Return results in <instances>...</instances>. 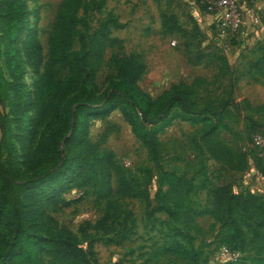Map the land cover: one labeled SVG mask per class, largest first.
<instances>
[{
	"label": "trees",
	"instance_id": "trees-1",
	"mask_svg": "<svg viewBox=\"0 0 264 264\" xmlns=\"http://www.w3.org/2000/svg\"><path fill=\"white\" fill-rule=\"evenodd\" d=\"M4 1V0H0ZM203 2L205 10L210 0ZM208 3V5H207ZM102 1L88 0L81 6L79 0H64L55 19L44 71L38 74L43 64L42 46L36 31L29 38L28 58L32 59L39 81L34 86L33 109L35 118L26 114L25 91L21 84L14 86L18 101L20 119L17 143L23 153L29 150L30 138H34L42 128V137L35 150L22 163L26 173H22L11 143L9 120L3 115L0 122V264H98L94 244L120 246L128 241L135 230V218L123 205V200L140 195L138 179L120 166L114 154L93 143L89 138L91 118H107L111 112L119 111L131 128L135 139L146 151L151 166L139 170L145 180L152 181L155 175L156 190L153 195L154 213H164L174 226L184 233L190 230L199 233L196 219L210 216L220 227L216 236L219 247H225L239 255L224 264H264V200L254 194L230 193L225 187L212 193L211 207L198 208L192 202L201 186L185 175L163 170L161 165L162 144L157 130L159 125L170 119L189 121L198 118L201 125L197 147L221 170L241 173L249 166L248 154L234 153L217 139L222 126V117L228 102L218 105L211 103L199 107L192 99L193 86L177 85L156 99L144 93L137 82L143 67L133 58L123 56L121 41L110 38L112 29L123 28L116 18L110 16L101 22L87 39L89 32L88 15L100 10ZM81 10V17L75 15ZM70 12L68 21L63 13ZM2 13V38L4 64L11 77H21V67L16 61V41L25 24V11L21 0H6L0 4ZM78 24L81 30L79 50L68 54ZM169 22H163V28ZM177 29L175 26L170 30ZM115 51L110 64L115 69V78L109 82V90L101 97L103 103L92 99V81L103 61L105 49ZM1 61V53H0ZM59 70H66L65 79L57 76ZM12 84L2 75L0 64V105H5L6 92ZM95 106V107H93ZM33 123L30 131L29 124ZM264 126L253 123L251 136L262 135ZM112 184L116 188L113 190ZM56 187L63 190L90 189L95 204L102 207V214L91 227L93 234L82 229L83 238L88 239L83 248L76 235L64 228L49 230L44 220L45 208L63 204L58 194L50 192ZM165 188V189H164ZM149 205V203H148ZM239 214L253 228L248 235L234 218ZM35 215L37 219H29ZM48 220V219H47ZM51 221V220H49ZM39 225V226H38ZM45 234L38 232V228ZM46 227V228H44ZM204 245L187 247L181 242H165L159 255L179 259L187 264H205Z\"/></svg>",
	"mask_w": 264,
	"mask_h": 264
},
{
	"label": "rangeland",
	"instance_id": "rangeland-1",
	"mask_svg": "<svg viewBox=\"0 0 264 264\" xmlns=\"http://www.w3.org/2000/svg\"><path fill=\"white\" fill-rule=\"evenodd\" d=\"M63 1L21 0L26 18L16 41L14 58L22 72L16 80L4 64V48L1 43L3 15L0 12V64L4 79L12 84L6 92L5 105H0V122L3 115L8 117L10 141L23 174L26 172L22 163L38 147L43 126L33 139L30 138L29 150L23 153L16 140L20 133V115L14 86H23L26 114L31 119L35 118L32 97L34 86L39 81L38 74L44 71L49 46L55 36V19ZM86 1L79 0L81 6ZM100 1L103 3L102 8L90 12L87 17V39L110 16L123 24V28L110 31V38L121 41L124 57L133 58L143 67L137 84L144 93L156 99L173 86L183 84L193 86L192 99L199 107L208 103L218 105L228 102L217 139L234 153L240 152L242 146L249 142L253 123L264 126V0H237L242 23L235 34L220 31L213 14L205 10L203 2L199 0ZM5 2L1 1L0 4ZM63 16L68 21L70 12L65 11ZM80 17L81 10L75 15V20ZM165 20L171 28L175 26L177 29L172 31L168 26L163 28ZM80 30L81 27L76 24L68 54L79 50L77 33ZM35 31L44 57L43 64L38 67V74L32 59L27 56L29 38ZM114 53L109 47L105 49L100 69L92 81V100L97 103L96 107L103 103L101 97L108 92L110 80L115 78V69L110 64ZM66 73V70H59L57 76L63 80ZM198 120L196 117L189 121L169 118L167 123L159 125L157 136L162 144L160 167L183 174L201 186L192 196V202L198 208L211 207L212 193L223 187L230 193H250L264 200V150L253 149L248 154L249 166L244 172L221 170L197 147L201 136ZM29 126L32 132L33 123ZM89 138L93 143L111 151L116 162L132 178L138 179L139 189L143 192L122 202L135 218L136 225L131 238L117 247L94 244L98 264H187L179 259L159 255L161 246L170 240L195 249L202 243V260H205V264H224L239 257L229 250L225 252L220 249L219 237L216 236L220 227L215 224L214 229L211 228L214 220L210 216L196 219L199 233L192 230L184 233L181 227L172 225L164 213H154L152 219L148 217L155 206V175L148 182L139 173L141 168L151 164L147 161L146 151L135 139L119 111L111 112L104 119L91 118ZM112 188L115 190V184H112ZM55 194L67 205L57 204L45 208L44 220L48 222V229L68 230L77 236L81 246L86 249L88 239L83 238L81 230L87 229L93 234L88 224L92 226L100 218L102 207L95 204L90 189L63 190L56 187L48 196ZM34 217L31 215L29 219ZM234 218L248 235L252 234L253 228L243 217L235 214ZM37 230L40 232L44 229L40 226Z\"/></svg>",
	"mask_w": 264,
	"mask_h": 264
},
{
	"label": "built area",
	"instance_id": "built-area-1",
	"mask_svg": "<svg viewBox=\"0 0 264 264\" xmlns=\"http://www.w3.org/2000/svg\"><path fill=\"white\" fill-rule=\"evenodd\" d=\"M208 10L215 17L220 31L235 34L239 30L242 19L237 0H213ZM253 149L264 150V136H251L249 142L242 146L241 151L249 154ZM220 249L227 251L225 247Z\"/></svg>",
	"mask_w": 264,
	"mask_h": 264
}]
</instances>
